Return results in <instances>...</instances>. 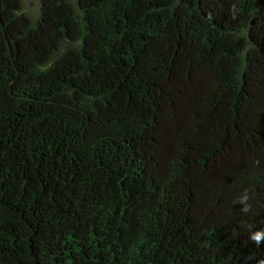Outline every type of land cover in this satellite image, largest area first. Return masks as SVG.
Instances as JSON below:
<instances>
[{
	"label": "trees",
	"instance_id": "trees-1",
	"mask_svg": "<svg viewBox=\"0 0 264 264\" xmlns=\"http://www.w3.org/2000/svg\"><path fill=\"white\" fill-rule=\"evenodd\" d=\"M261 229L264 0H0V264H260Z\"/></svg>",
	"mask_w": 264,
	"mask_h": 264
},
{
	"label": "clouds",
	"instance_id": "clouds-1",
	"mask_svg": "<svg viewBox=\"0 0 264 264\" xmlns=\"http://www.w3.org/2000/svg\"><path fill=\"white\" fill-rule=\"evenodd\" d=\"M249 200V191L245 189L243 194L238 199V204L243 205V208L241 209L242 214H247L251 210ZM249 240L259 246L262 242H264V229L250 233ZM260 264H264V261H260Z\"/></svg>",
	"mask_w": 264,
	"mask_h": 264
},
{
	"label": "rangeland",
	"instance_id": "rangeland-1",
	"mask_svg": "<svg viewBox=\"0 0 264 264\" xmlns=\"http://www.w3.org/2000/svg\"><path fill=\"white\" fill-rule=\"evenodd\" d=\"M37 0H24V11L34 13L36 10Z\"/></svg>",
	"mask_w": 264,
	"mask_h": 264
}]
</instances>
